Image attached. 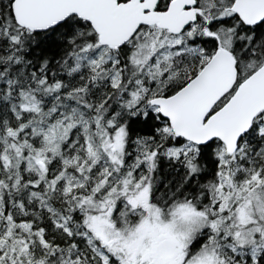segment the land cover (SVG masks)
I'll use <instances>...</instances> for the list:
<instances>
[{
	"label": "snow or ice",
	"instance_id": "obj_1",
	"mask_svg": "<svg viewBox=\"0 0 264 264\" xmlns=\"http://www.w3.org/2000/svg\"><path fill=\"white\" fill-rule=\"evenodd\" d=\"M0 264H264V0H0Z\"/></svg>",
	"mask_w": 264,
	"mask_h": 264
}]
</instances>
